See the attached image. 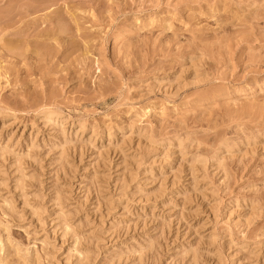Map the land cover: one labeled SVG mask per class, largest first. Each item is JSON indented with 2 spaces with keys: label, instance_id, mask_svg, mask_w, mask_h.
Instances as JSON below:
<instances>
[{
  "label": "rangeland",
  "instance_id": "1",
  "mask_svg": "<svg viewBox=\"0 0 264 264\" xmlns=\"http://www.w3.org/2000/svg\"><path fill=\"white\" fill-rule=\"evenodd\" d=\"M0 264H264V0H0Z\"/></svg>",
  "mask_w": 264,
  "mask_h": 264
}]
</instances>
